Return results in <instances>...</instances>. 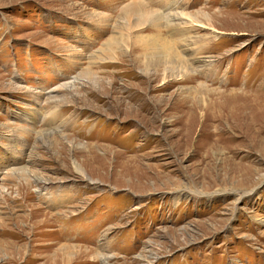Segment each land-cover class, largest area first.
Masks as SVG:
<instances>
[{"label": "rangeland", "instance_id": "obj_1", "mask_svg": "<svg viewBox=\"0 0 264 264\" xmlns=\"http://www.w3.org/2000/svg\"><path fill=\"white\" fill-rule=\"evenodd\" d=\"M0 264H264V0H0Z\"/></svg>", "mask_w": 264, "mask_h": 264}, {"label": "bare ground", "instance_id": "obj_2", "mask_svg": "<svg viewBox=\"0 0 264 264\" xmlns=\"http://www.w3.org/2000/svg\"><path fill=\"white\" fill-rule=\"evenodd\" d=\"M138 16H140V14L138 15ZM193 22V21H192ZM128 26V25H127ZM130 27V26H129ZM168 28V27H167ZM127 33V32H126ZM128 36V35H127ZM139 42V41H138ZM107 44H109V43H107ZM140 45V44H139ZM161 45H165L166 46V44H165V42L163 41V40H160V41H157V42H154V43H151L150 45H148L147 46V44L144 46L145 47V51L146 52H148V51H150V50H153V49H160V46ZM111 46V45H110ZM167 46H169V45H167ZM167 46L166 47H161V52L160 53H162V54H164L163 56H162V59H170V57L172 56L171 55V53H170V51L168 50V48H167ZM109 47V46H108ZM116 47V46H115ZM112 48H114V47H112ZM140 48V47H139ZM111 50V49H110ZM115 50V49H114ZM141 50V49H140ZM158 55H159V53H158ZM152 56V55H151ZM142 57V56H141ZM138 58V57H137ZM172 59V58H171ZM137 60V59H136ZM148 60V59H147ZM175 61H176V59H175Z\"/></svg>", "mask_w": 264, "mask_h": 264}]
</instances>
